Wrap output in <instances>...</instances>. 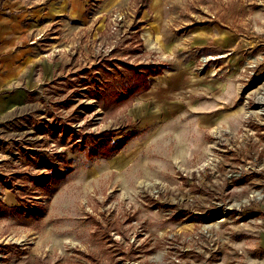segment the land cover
<instances>
[{"label":"rangeland","instance_id":"rangeland-1","mask_svg":"<svg viewBox=\"0 0 264 264\" xmlns=\"http://www.w3.org/2000/svg\"><path fill=\"white\" fill-rule=\"evenodd\" d=\"M74 2L0 90V264H264V0ZM104 60L164 70L103 109Z\"/></svg>","mask_w":264,"mask_h":264},{"label":"crops","instance_id":"crops-1","mask_svg":"<svg viewBox=\"0 0 264 264\" xmlns=\"http://www.w3.org/2000/svg\"><path fill=\"white\" fill-rule=\"evenodd\" d=\"M84 13V6L82 7L74 0H0V90L9 87L10 92L14 91L23 95L22 89L12 86L11 82L25 76V62L30 63L42 59L41 55L45 47L40 49V45L44 42H36L32 36H27L34 24L39 27L42 22L49 20L55 22L59 19L61 21L55 22L54 26H61L63 21L71 19L73 20L68 22L75 23L78 19L81 21ZM210 36L209 33H197L194 38L197 42H204ZM226 39L228 38H223L224 42ZM229 40L231 41L230 38ZM54 42L55 40L51 39L45 44ZM44 66L47 73L51 72V65L44 62ZM30 75V72L26 73L27 77ZM12 95L0 94V116L16 104ZM260 246L264 247V232Z\"/></svg>","mask_w":264,"mask_h":264},{"label":"trees","instance_id":"trees-1","mask_svg":"<svg viewBox=\"0 0 264 264\" xmlns=\"http://www.w3.org/2000/svg\"><path fill=\"white\" fill-rule=\"evenodd\" d=\"M111 62L104 60L103 63L97 65L98 74L102 77L101 91H99V99L101 100L103 109L114 110L117 106L127 104L130 105L132 99L146 91L150 87V76L162 74L164 67L162 65L141 64L134 65L126 62ZM89 73V70H84ZM94 74L95 77H97ZM116 84L123 85L121 90L115 88ZM130 86H127L129 85ZM129 87V88H128ZM98 93V92H97ZM85 94L94 97L93 90L86 88ZM115 130H107L101 133V140L95 141L90 147V155L98 154L102 156L112 155L122 143V139L127 137L125 133L120 139L113 141Z\"/></svg>","mask_w":264,"mask_h":264}]
</instances>
